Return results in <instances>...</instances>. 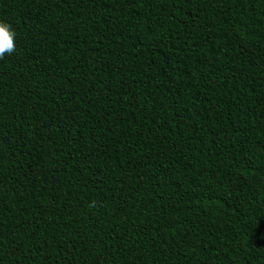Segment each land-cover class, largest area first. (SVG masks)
Masks as SVG:
<instances>
[{
  "label": "trees",
  "instance_id": "16d2710c",
  "mask_svg": "<svg viewBox=\"0 0 264 264\" xmlns=\"http://www.w3.org/2000/svg\"><path fill=\"white\" fill-rule=\"evenodd\" d=\"M0 22V264H264V0Z\"/></svg>",
  "mask_w": 264,
  "mask_h": 264
},
{
  "label": "clouds",
  "instance_id": "9594fccd",
  "mask_svg": "<svg viewBox=\"0 0 264 264\" xmlns=\"http://www.w3.org/2000/svg\"><path fill=\"white\" fill-rule=\"evenodd\" d=\"M15 38L16 33L12 30L11 25L6 22H0V60L16 52Z\"/></svg>",
  "mask_w": 264,
  "mask_h": 264
}]
</instances>
